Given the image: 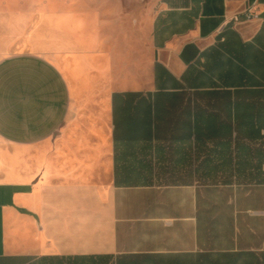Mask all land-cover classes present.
<instances>
[{
    "label": "crops",
    "instance_id": "1",
    "mask_svg": "<svg viewBox=\"0 0 264 264\" xmlns=\"http://www.w3.org/2000/svg\"><path fill=\"white\" fill-rule=\"evenodd\" d=\"M92 2L0 8V264H264V0Z\"/></svg>",
    "mask_w": 264,
    "mask_h": 264
},
{
    "label": "rangeland",
    "instance_id": "2",
    "mask_svg": "<svg viewBox=\"0 0 264 264\" xmlns=\"http://www.w3.org/2000/svg\"><path fill=\"white\" fill-rule=\"evenodd\" d=\"M148 1L149 0H122L124 15L126 13L130 14L135 5L139 4V14L143 12V20H146ZM90 4H99V2H92V0H0V8L5 6L6 8H21L24 10L28 15V28H30L31 24L36 20L35 15L40 10L81 11L86 9ZM128 21L129 18L124 16V26L129 25Z\"/></svg>",
    "mask_w": 264,
    "mask_h": 264
},
{
    "label": "built area",
    "instance_id": "3",
    "mask_svg": "<svg viewBox=\"0 0 264 264\" xmlns=\"http://www.w3.org/2000/svg\"><path fill=\"white\" fill-rule=\"evenodd\" d=\"M243 15L246 20H251L254 17L257 16V14L252 10L251 7L244 10L242 13H234L230 20L233 21V23H236L240 20V16Z\"/></svg>",
    "mask_w": 264,
    "mask_h": 264
}]
</instances>
